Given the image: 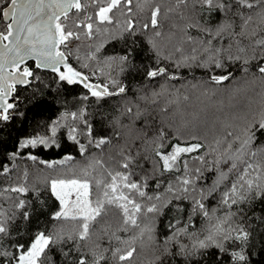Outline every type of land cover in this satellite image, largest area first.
Returning <instances> with one entry per match:
<instances>
[{"label":"trees","instance_id":"16d2710c","mask_svg":"<svg viewBox=\"0 0 264 264\" xmlns=\"http://www.w3.org/2000/svg\"><path fill=\"white\" fill-rule=\"evenodd\" d=\"M107 2L104 0V4ZM156 8L160 9L158 25L153 27L150 21ZM97 9L98 6L94 4L89 9V16H92L90 21L95 29H100L91 41L86 40L82 27H75L76 22L83 21L80 12L71 11L67 21L61 18L72 31L80 34V39L73 40L70 43L72 47L66 49L61 46L60 49L66 54L71 52L69 63L83 74L88 69L83 63L89 53L117 54L119 57L128 55L127 62L118 61L119 68L115 72L117 83H107L110 92L116 93L121 86L125 92L97 99L80 84L60 81L57 74L36 69L33 63H28L34 71V78H31L29 85L16 87L12 95L16 107L11 110L7 121L0 119V211L8 216L15 213V220L8 222V234H0V244L3 245L0 253L7 251L18 255L17 242H30V237L40 231L55 235L63 229L65 234L75 235L73 228H79V221L53 218L61 206L51 193L50 181L87 178L92 182V198L95 200L98 189L94 181L104 179L110 182L105 168L113 173L125 171L120 166L123 162L120 153L123 150L124 156L133 158L127 169L130 180L141 182L146 193L144 197L131 195L142 205L137 214L139 227L125 225L121 210L110 206L107 214L93 223L88 240L69 241L67 245L61 243L55 246L50 255L56 257L57 264L61 261L72 264L80 255L85 256L91 264L100 254L105 257L100 264H264V197L257 195L255 190H241L240 194L245 195L246 199L241 200L237 195L233 197L237 203L232 204L229 200L228 204H224V193L236 178L234 173L229 174V180L208 195V189L216 178L215 172L207 170L214 166L216 158V153L211 149L217 148V151L222 152L236 136L243 139L246 127L251 136L249 148L257 152L255 157H246L254 165L246 179H253L264 187V154L258 151L264 150V128L259 126L264 111V75L258 70L264 65V59L260 57L261 49L254 45L252 38L225 33L212 41L213 48L228 49L218 57L223 67L198 66L206 62L209 55L202 51L205 45L199 44L200 40L206 42L210 38L202 29L215 31L217 25L227 21L234 25L230 31L239 33L241 19L235 15L236 9H209L201 0H132L130 4L121 0V4L109 14L112 22L103 24L95 17ZM242 11L245 16L253 17L244 31L249 33L257 29L260 23L256 16L258 9ZM128 21L132 22L133 28L128 29ZM146 23L149 24L148 28L144 27ZM0 29H3L1 21ZM157 32L159 35H156ZM93 42L99 46V51ZM194 47L197 48L195 55L198 59L190 62V66H185L184 58L194 54ZM240 48L245 51L240 52ZM254 50L257 54L255 58ZM229 55L239 56L240 59L230 60ZM158 68L166 69V73L157 77L147 75ZM90 71L93 75L98 72L96 67ZM228 74H231L229 79L219 84L210 79L211 75ZM99 76L96 82L105 85V75L100 73ZM171 76L175 79H170ZM33 92L44 99L43 106L35 104ZM153 93L160 95L153 96ZM84 96H88V99H82ZM145 96L148 97L147 101L141 99ZM153 100L155 103L151 102ZM137 105L139 110L150 112V120L155 121L153 130L143 140L137 139L142 135L139 121H134L126 113L127 107H132L135 113ZM81 109L84 110L83 120L73 121L70 115L68 119L62 118L64 113H79ZM83 121L91 124V136L87 134L88 129ZM57 122L64 126L57 128L53 138L51 128ZM69 126L76 127L77 140L86 148L83 154L79 151V144L68 139ZM161 127L169 133L161 149L164 154L171 152L172 145L176 143L185 146V142L199 141L205 147L194 153L181 154L174 168L164 171L163 161L154 152L156 143L152 142L155 129ZM228 133L233 135L228 136ZM34 137L49 138L50 146L20 147L25 139ZM101 137L109 138L111 143L100 149L94 143L89 144V140L95 141ZM192 137H196V140H192ZM52 139H55V144L51 143ZM217 140L223 143L217 146ZM238 144L239 141H236L233 149ZM205 154L207 164L193 159ZM30 156H36L37 159L32 160ZM65 156H71L72 159L51 168L40 163L60 161ZM146 156L149 157L147 161L144 159ZM97 160L103 166L96 164ZM185 161L188 169L192 170L190 178L195 175L194 169L197 167L203 172V178L190 186L188 192L182 191L179 182L186 174ZM256 164L262 167L256 169ZM4 167H7V172L3 171ZM85 169L90 173L88 177L83 175ZM169 185L172 186L171 191L168 190ZM18 187L27 191H11ZM192 187H195V192ZM156 196L160 199L157 200ZM148 197L153 199L149 200ZM195 199L201 200L208 216L199 209L193 211L196 208ZM20 200L25 201L23 209L15 207ZM153 204L158 211L148 212L147 208ZM25 211L30 213L29 221L22 218ZM16 224L20 225L19 233L14 230ZM216 225L223 229L215 235L219 247L211 245L208 249H199L189 258L177 254L181 245H187L190 250L195 241L215 234ZM141 229H144L143 235ZM147 229H151V232ZM179 229L185 231L177 235L175 240H170ZM244 233H247L246 238ZM150 236L152 239H149ZM224 236L228 238L224 239ZM69 248L72 249L69 257L59 254L60 249L67 251ZM116 249H120V252L114 256ZM132 249L135 252L131 258L119 260L120 255ZM239 256H243L244 260H240ZM7 259L4 264H7Z\"/></svg>","mask_w":264,"mask_h":264},{"label":"snow or ice","instance_id":"6c2138e0","mask_svg":"<svg viewBox=\"0 0 264 264\" xmlns=\"http://www.w3.org/2000/svg\"><path fill=\"white\" fill-rule=\"evenodd\" d=\"M127 3H131L132 0H126ZM202 4L207 5L209 9L216 8L217 10L226 11L230 8H235L237 15L241 19V24L238 26L240 28L239 33H234L230 31L233 29L234 25L231 22H221L217 25L215 31L210 28H204L202 31L210 38L205 42L200 40V45H205L202 48L204 53H208V60L202 64L200 67L214 66V68H222L223 64L218 59L222 52L228 51V49L213 48L212 41L216 38L222 37L223 34L227 33L231 35H240L245 38H252L254 45L261 49L260 57L264 59V0H201ZM91 3L98 6V11L95 13L96 19L99 23H111L112 19L109 15L112 13L113 9L117 8L121 4V0H108L107 4L104 5V0H91ZM103 5V6H102ZM76 9L79 12L82 9L81 0H0V20H10L6 24L3 30H0V119L7 121L9 117V110L16 107L15 103L8 102V98L16 91L17 84L29 85L30 79L34 78V71L32 68L25 65V61L29 58H34L36 60V69L40 68H51L53 72L58 73V78L60 81H66L68 84H75L77 82L83 84L85 89H88L89 94L92 97L101 99L103 97L113 96L118 93L122 94L125 92L123 86L118 88V93H113L108 90V85H99L89 83V77L77 71L70 63H68L69 56L65 51H61V46L68 48L73 40H79L80 34L71 30L64 21L69 19V11L71 9ZM258 9L256 16L259 18V24L257 29H253L251 32L246 33L244 31L245 27L253 20L252 15L245 16V12L242 10H254ZM131 11V9H129ZM160 9L156 8L151 15V26L155 27L158 25L157 16ZM85 20H92V16H86ZM76 28L86 29L85 35L88 37L92 36L93 23H84V21H79L75 23ZM128 29L133 28L131 21H128ZM145 28L149 27V24H144ZM192 27V25H190ZM99 32L100 29L96 28ZM156 35H159L157 32ZM192 40V37H189ZM5 41L7 43H5ZM102 46V45H101ZM155 47V45H153ZM99 51V47L97 48ZM240 52H244V48L239 49ZM194 53L190 57H185L183 63L185 66H190V62H196L198 57L195 55L197 48H193ZM255 50L253 52V58L256 57ZM109 59H118L121 63L128 61V55H122L120 57H112ZM228 59L239 60L240 57L228 56ZM247 63V61H245ZM23 66V67H22ZM61 66H63V71H61ZM87 67V64L84 65ZM123 70V69H122ZM259 72L264 75V67L258 68ZM166 73V69L158 68L148 72L149 77H157ZM231 74L228 75H211L210 79L214 83H221L229 79ZM170 79H175L174 76L169 77ZM112 84H116V81H111ZM153 96L160 95V93H153ZM33 97H35V104L37 106H43L45 103L44 99L39 97L37 92H33ZM82 99L87 100L88 96H84ZM143 100H148V97H141ZM155 103V101H151ZM137 111L133 113L132 107L126 108V113L131 115L134 121H139L140 132L137 139H145L148 136V132L152 131L155 125L154 120H150L151 113L147 110H139L137 105ZM69 115L73 121L80 119L83 120L84 110L81 109L79 113L73 112L71 114L64 113L63 119H68ZM88 129V135L92 134V126L88 124L87 121H83ZM64 125L57 122L52 128L51 133L54 138L58 127H63ZM261 128H264V111L261 113V122L259 124ZM76 127L69 126L67 137L68 139L75 141L79 144V151L83 154L86 150L84 144H80L76 136ZM232 133H228V136H232ZM169 133L165 131L163 127L155 129V137L153 143H156V148L154 149L155 155L163 161L164 171H171L176 165L177 159L181 154L194 153L205 147V145L199 141L188 143L185 142V146L180 143L172 145V151L168 154H164L161 149L163 148V141L168 139ZM192 140H196V137H192ZM239 141L237 147L233 149V144ZM52 144H55V139L51 140ZM95 144L97 149L102 148V146L111 143L110 139L107 137H101L98 140H89V144ZM223 141L217 140L216 145L219 146ZM251 143V136L249 135V130L246 127L244 129V138L236 136L234 141L229 142L227 148L222 152L217 151V148H212L211 151L216 153V158L213 162V167H208L209 172H215L216 178L212 181V186L208 189V195L220 187L225 181L229 180V174H235V181L230 182L231 187L228 191L224 193V204H228L231 200L232 204L237 203V200L233 197L239 195L241 200L246 199L245 195H241V190L244 192H253L264 197V187L256 183L253 179H246L249 175V170L254 168L253 163H250L246 157H255L257 152H252L249 148ZM37 145H43L45 147L50 146L49 138L47 137H34L25 139L20 143L21 148H27L28 146L37 147ZM264 154V150H258ZM15 153L13 154V156ZM120 155L123 157V162L120 165L125 171H116L113 173L111 170L105 168L104 171L107 173V177L110 182H105L104 179H96L95 186L98 189L95 200L92 198V182L85 179H53L50 181L51 193L59 201L61 208L59 211L54 213V219L56 220H72L79 221V228H73L75 235L68 233L65 234L63 229L57 231L55 235L47 234L44 231H40L30 237V242L25 241L24 243L17 242V249L19 254L8 253L7 251L0 253V264H4L5 258L7 259V264H57L56 257L50 255L55 250V246L58 244H65L69 241H85L91 236V227L98 218L107 214V210L110 206H115L121 210L124 217V224H131L139 227L137 224V214L141 211L142 205L137 203L135 199L131 198L132 194L138 195L139 197H144L146 195L143 190L144 185L141 182L131 181L130 174L127 173V169L132 163L133 158L131 156H124L123 150H121ZM206 155H199L193 157V159L200 161L203 164H207ZM32 160H36V156L29 157ZM71 156H65L63 160L60 161H40V163L47 164L48 167H54L56 164H64L68 160H71ZM145 161L149 160V157H144ZM96 164L102 165L100 160L96 161ZM243 165V167H241ZM91 167V165H90ZM262 165L256 164L255 168L260 169ZM225 169H227L225 171ZM185 176L180 178V184L182 186L183 192H188L189 187L193 186L196 181L203 178V172L200 167L194 169V176L190 173L192 170L188 169V164L184 162ZM4 172H7V167L3 168ZM83 175L88 177L90 173L87 169L83 170ZM260 179L261 177H257ZM158 186V185H157ZM169 191L172 190V186L169 185ZM195 192V187H192ZM11 191L23 193L27 189L23 187L12 188ZM203 190H201L202 192ZM157 200L160 199L159 196L155 197ZM149 200L153 199L148 197ZM196 208L193 209L195 212L197 209L203 212L205 216H208V212L205 211V206L199 199L194 201ZM17 209H23L25 207V201L20 200L18 204L15 205ZM148 212H157L158 208L155 204L147 208ZM22 218L24 221H29L30 213L25 211L22 213ZM15 220V213L8 216L4 212L0 211V234L7 235L9 232L8 222ZM14 230L19 233L20 225L16 224ZM127 229H125L126 231ZM151 232V229H147ZM184 229H179L177 233L170 238V240H175L176 236L184 232ZM215 234H209L204 240L195 241L192 245V249H188L187 245H181L180 252L178 255H182L186 258L191 257L199 249H208L211 245H217L215 235L223 231L220 225L215 226ZM144 229H141V235H143ZM247 237V233L243 234ZM224 236V239H227ZM119 239V237H116ZM149 239H152L150 236ZM3 245L0 244V247ZM219 247V245H217ZM99 247V245H97ZM167 251V250H166ZM72 249L69 248L67 251L60 249L59 254L63 257H69L71 255ZM120 252V249H116L113 252L115 256L116 253ZM135 249L127 251L125 255H120L119 260L125 261L133 256ZM105 257L100 254L96 256L91 264H100V261L104 260ZM240 260H244L243 256H239ZM60 264H64L63 261ZM72 264H89V261L85 256L80 255L78 259L74 260Z\"/></svg>","mask_w":264,"mask_h":264},{"label":"rangeland","instance_id":"374dc122","mask_svg":"<svg viewBox=\"0 0 264 264\" xmlns=\"http://www.w3.org/2000/svg\"><path fill=\"white\" fill-rule=\"evenodd\" d=\"M81 4H82V9L79 11L81 13V19L84 21V23H93L92 21L85 20V17L89 16V9L92 5L91 0H81ZM106 4H104V5H106ZM97 11H98V9H97ZM83 30L85 33L86 29L83 28ZM95 33H96V29L93 25L92 36L88 37L85 35L86 40L91 41V39ZM93 45L97 50V48L99 46L95 45L94 42H93ZM70 46H71V44L69 45V47ZM161 46H163V45H161ZM112 57H119V55H117V54H115V55H94V54L89 53L87 60L85 59V62L83 63V66L85 64H87V67H85V68H88V69H86L87 71H90L91 68L96 67V70L98 71L97 74L100 75V73H103L105 75V84L111 83V81H116L115 79H117V78H116L115 72L119 68V65H118L119 60L118 59H115V60L109 59ZM11 110L9 111V114H10Z\"/></svg>","mask_w":264,"mask_h":264},{"label":"water","instance_id":"95a60500","mask_svg":"<svg viewBox=\"0 0 264 264\" xmlns=\"http://www.w3.org/2000/svg\"><path fill=\"white\" fill-rule=\"evenodd\" d=\"M73 10H76V9H71L70 11H69V13L71 12V11H73ZM63 18V17H62ZM5 24H7L8 22H10V20H2ZM5 43H7L6 41H5ZM61 50V49H60ZM62 51V50H61ZM33 63V67L35 68V65H36V60L34 59V58H29L28 60H26L25 61V65L26 66H28V67H30L29 65H28V63ZM68 63H69V61H67ZM23 67V66H22ZM262 67H264V65L262 66ZM40 70H44V71H49V72H53L52 71V69L51 68H40ZM64 69H63V66H61V71H63ZM53 73H55V72H53ZM55 74H57L58 75V73H55ZM83 74V73H82ZM30 79V81H31V78H29ZM89 83H93V84H99V85H102V84H100V83H95V82H92V81H88ZM78 84H80L81 86H83V84H81V83H79V82H77ZM18 86H26V85H20V84H17V86L16 87H18ZM86 90H88V89H86ZM116 93H118V91L116 92ZM12 95H13V93H12ZM12 95L8 98V102H10V103H14L13 102V100H12ZM11 110V109H10Z\"/></svg>","mask_w":264,"mask_h":264},{"label":"built area","instance_id":"2783aa9c","mask_svg":"<svg viewBox=\"0 0 264 264\" xmlns=\"http://www.w3.org/2000/svg\"><path fill=\"white\" fill-rule=\"evenodd\" d=\"M84 75L88 76L90 81H91V79H93L92 82H95V83H96V81L99 80V78H100L99 74L93 75L92 72H90V71H86V72L84 73Z\"/></svg>","mask_w":264,"mask_h":264},{"label":"flooded vegetation","instance_id":"af4514ba","mask_svg":"<svg viewBox=\"0 0 264 264\" xmlns=\"http://www.w3.org/2000/svg\"><path fill=\"white\" fill-rule=\"evenodd\" d=\"M2 23H3V29L6 27V24L2 21V20H0ZM2 29V30H3ZM1 30V29H0Z\"/></svg>","mask_w":264,"mask_h":264},{"label":"clouds","instance_id":"9594fccd","mask_svg":"<svg viewBox=\"0 0 264 264\" xmlns=\"http://www.w3.org/2000/svg\"><path fill=\"white\" fill-rule=\"evenodd\" d=\"M96 83H98V82H96Z\"/></svg>","mask_w":264,"mask_h":264}]
</instances>
